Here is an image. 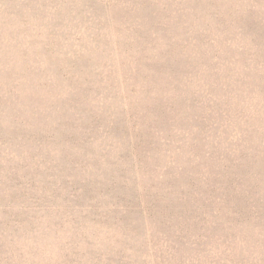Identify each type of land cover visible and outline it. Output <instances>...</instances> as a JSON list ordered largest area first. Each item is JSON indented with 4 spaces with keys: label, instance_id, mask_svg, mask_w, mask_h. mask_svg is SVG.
Returning <instances> with one entry per match:
<instances>
[{
    "label": "rangeland",
    "instance_id": "obj_1",
    "mask_svg": "<svg viewBox=\"0 0 264 264\" xmlns=\"http://www.w3.org/2000/svg\"><path fill=\"white\" fill-rule=\"evenodd\" d=\"M0 264H264V0H0Z\"/></svg>",
    "mask_w": 264,
    "mask_h": 264
}]
</instances>
